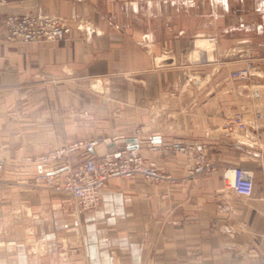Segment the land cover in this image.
Returning a JSON list of instances; mask_svg holds the SVG:
<instances>
[{
  "label": "crops",
  "instance_id": "crops-1",
  "mask_svg": "<svg viewBox=\"0 0 264 264\" xmlns=\"http://www.w3.org/2000/svg\"><path fill=\"white\" fill-rule=\"evenodd\" d=\"M31 10L70 33L6 39ZM241 109L264 113V0H0V264H264V120L226 133ZM128 135L172 183L115 176L81 212L27 160L91 138L121 155ZM228 166L255 171L250 197Z\"/></svg>",
  "mask_w": 264,
  "mask_h": 264
},
{
  "label": "built area",
  "instance_id": "built-area-1",
  "mask_svg": "<svg viewBox=\"0 0 264 264\" xmlns=\"http://www.w3.org/2000/svg\"><path fill=\"white\" fill-rule=\"evenodd\" d=\"M3 25L6 39L17 42L60 40L72 29L66 19L39 10L8 13L3 18ZM251 75L250 66H242L230 71V76L239 80H247ZM263 120L262 111L246 116L244 109H241L224 122L223 128L226 133L231 134L240 132L249 125L261 123ZM100 140L99 138L77 139L59 143L33 158L27 157V160L35 161L40 167L36 180L44 182L55 190L72 194L81 212L99 205L101 190L112 177H133L140 174L152 182L174 181L169 171L161 169L152 160L146 161L137 148H131L121 155L113 152L93 154L90 151ZM178 148L186 152L190 150V147L184 145ZM199 152L202 157V146ZM79 153L84 155V159L75 164L74 156ZM206 167L208 166L197 162L193 171L201 172ZM223 179L228 187L240 195L250 197L254 192L255 171L251 168L228 166L223 171Z\"/></svg>",
  "mask_w": 264,
  "mask_h": 264
},
{
  "label": "water",
  "instance_id": "water-1",
  "mask_svg": "<svg viewBox=\"0 0 264 264\" xmlns=\"http://www.w3.org/2000/svg\"><path fill=\"white\" fill-rule=\"evenodd\" d=\"M136 141H137V138L135 137V135H128L126 137L127 147L129 149L136 148L137 147V143H135Z\"/></svg>",
  "mask_w": 264,
  "mask_h": 264
}]
</instances>
